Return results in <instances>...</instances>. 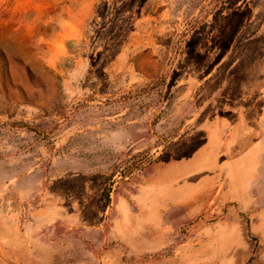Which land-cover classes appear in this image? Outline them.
Segmentation results:
<instances>
[{"label": "rangeland", "instance_id": "rangeland-1", "mask_svg": "<svg viewBox=\"0 0 264 264\" xmlns=\"http://www.w3.org/2000/svg\"><path fill=\"white\" fill-rule=\"evenodd\" d=\"M0 264H264V0H0Z\"/></svg>", "mask_w": 264, "mask_h": 264}, {"label": "trees", "instance_id": "trees-1", "mask_svg": "<svg viewBox=\"0 0 264 264\" xmlns=\"http://www.w3.org/2000/svg\"><path fill=\"white\" fill-rule=\"evenodd\" d=\"M108 196V194H106V197Z\"/></svg>", "mask_w": 264, "mask_h": 264}]
</instances>
